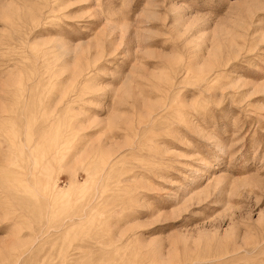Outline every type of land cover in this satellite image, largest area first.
<instances>
[{
  "label": "rangeland",
  "instance_id": "obj_1",
  "mask_svg": "<svg viewBox=\"0 0 264 264\" xmlns=\"http://www.w3.org/2000/svg\"><path fill=\"white\" fill-rule=\"evenodd\" d=\"M0 264H264V0H0Z\"/></svg>",
  "mask_w": 264,
  "mask_h": 264
}]
</instances>
